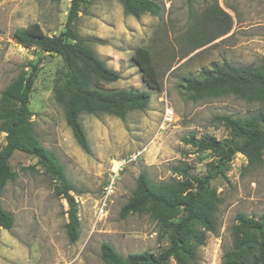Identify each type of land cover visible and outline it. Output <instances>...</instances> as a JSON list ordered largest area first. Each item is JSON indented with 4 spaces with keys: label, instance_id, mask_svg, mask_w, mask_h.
<instances>
[{
    "label": "rangeland",
    "instance_id": "374dc122",
    "mask_svg": "<svg viewBox=\"0 0 264 264\" xmlns=\"http://www.w3.org/2000/svg\"><path fill=\"white\" fill-rule=\"evenodd\" d=\"M71 0H0V95L30 65L37 67L28 108L38 142L53 152L75 188L78 238L67 237L68 207L54 194L53 181L30 155L15 152L9 165L16 174L7 183L0 206L13 217V227L0 228V264H104L100 245L109 244L119 255L149 252L157 255L169 245V235L146 212L120 216V208L135 188L140 172L153 183L180 179L174 168L184 167L190 177L202 178L215 159L209 151H197L182 142L213 137L236 142L216 116L251 119L257 104L233 96L193 100L183 89L187 77L198 78L213 66L258 67L264 61V0H155L164 6L161 16L142 14L137 19L123 14L118 0H85L72 28L107 68L119 79L102 83L101 90L134 89L150 95L143 111H133L121 120L97 114L80 115L90 149L85 154L67 127L54 88L63 82L65 65L53 54L15 43L18 29L37 26L45 36L64 30ZM151 58L159 89L148 87L133 61L135 49ZM52 55L51 59H48ZM48 59V60H46ZM46 60V61H45ZM171 110L172 121H164ZM0 133V148L5 144ZM116 177V186L106 214L98 217L95 206L102 186L117 163L138 154ZM220 199L216 234L205 233L204 245L193 264H221L231 248L235 217L257 218L264 213V167H247L236 154L224 174L210 181ZM168 264H175L170 260Z\"/></svg>",
    "mask_w": 264,
    "mask_h": 264
},
{
    "label": "trees",
    "instance_id": "16d2710c",
    "mask_svg": "<svg viewBox=\"0 0 264 264\" xmlns=\"http://www.w3.org/2000/svg\"><path fill=\"white\" fill-rule=\"evenodd\" d=\"M123 14L138 18L142 14L161 16L164 6L155 0H118ZM194 0H187L189 9ZM85 0H71L64 30L57 36H45L37 26L18 29L13 40L24 48H36L43 53L59 56L65 65L63 82L53 90L55 100L62 106L65 123L78 147L89 154L88 140L80 115L106 114L123 120L133 111H143L150 102V95L134 89L101 90L93 87L91 79L113 83L119 74L105 65L88 45L94 39L78 36L72 28ZM133 61L141 79L148 87L158 90L156 72L148 52L135 49ZM37 67L22 70L0 95V133L5 144L0 148V196L7 183L15 180L9 161L15 152L36 159L54 183V194L64 200L68 210L65 226L71 243L78 238L77 205L71 193L75 188L69 181L56 155L37 140L33 128L32 113L28 108L29 96L36 78ZM183 89L193 100L233 96L248 104H257L256 114L249 120L230 116H216L214 120L230 130L238 141H218L213 137L196 139L194 135L182 142L197 151H209L215 161L208 164V173L202 178H192L184 168L172 171L180 179L153 183L146 173L140 172L135 188L120 208L122 218L142 212L169 235V245L161 253L149 252L119 255L109 244L100 245V259L104 264H193L197 250L204 245L205 233L216 234V213L220 199L210 181L224 174L228 163L236 154L242 155L248 168L264 167V61L258 67H236L230 64L213 66L204 70L198 78L187 77ZM231 228V248L223 252L221 264H264V213L257 218L237 215ZM13 217L0 206V228L9 231Z\"/></svg>",
    "mask_w": 264,
    "mask_h": 264
},
{
    "label": "built area",
    "instance_id": "2783aa9c",
    "mask_svg": "<svg viewBox=\"0 0 264 264\" xmlns=\"http://www.w3.org/2000/svg\"><path fill=\"white\" fill-rule=\"evenodd\" d=\"M173 114L171 110H166L164 115V121L170 123L172 121ZM133 155L128 160L117 163V166L111 170L107 182L102 186L100 196L95 206V214L98 217H102L106 214L108 206L111 202V197L114 194L116 186V177L119 171L126 165V163L133 162L137 159V156Z\"/></svg>",
    "mask_w": 264,
    "mask_h": 264
},
{
    "label": "water",
    "instance_id": "95a60500",
    "mask_svg": "<svg viewBox=\"0 0 264 264\" xmlns=\"http://www.w3.org/2000/svg\"><path fill=\"white\" fill-rule=\"evenodd\" d=\"M51 56H52V55H50L48 59H51V58H52ZM48 59H46V60H48ZM46 60H45V61H46Z\"/></svg>",
    "mask_w": 264,
    "mask_h": 264
}]
</instances>
